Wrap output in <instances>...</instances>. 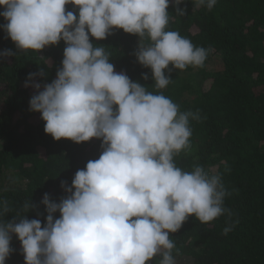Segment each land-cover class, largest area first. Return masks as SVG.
I'll use <instances>...</instances> for the list:
<instances>
[{
	"label": "clouds",
	"instance_id": "clouds-1",
	"mask_svg": "<svg viewBox=\"0 0 264 264\" xmlns=\"http://www.w3.org/2000/svg\"><path fill=\"white\" fill-rule=\"evenodd\" d=\"M185 0H0V29L21 52L39 51L61 40L66 47L56 78L34 94L29 109L39 112L44 132L54 140L75 143L101 139L99 158L77 170L59 203L47 193L41 203L47 216L26 213L35 205L25 201L13 220V211L0 201V264L13 249L12 235L20 241L24 264H147L160 254V264H176L170 234L189 218L202 224L221 215L226 192L219 175L202 166L189 172L174 157L190 147V119L199 113L181 112L160 93H152L123 72H115L104 40L113 29L136 35V60L151 70L157 90L172 79L165 70L202 67L208 51L194 46L178 31L168 30L172 15L184 16L177 7ZM217 0H193L194 7L211 11ZM78 11L66 10V5ZM147 41V43H145ZM14 55L0 52V60ZM36 75L29 73L25 87L39 90ZM147 80V74L142 76ZM115 106V107H114ZM59 212V218L53 214ZM18 218V222H16ZM231 231L225 227L224 233Z\"/></svg>",
	"mask_w": 264,
	"mask_h": 264
},
{
	"label": "trees",
	"instance_id": "trees-1",
	"mask_svg": "<svg viewBox=\"0 0 264 264\" xmlns=\"http://www.w3.org/2000/svg\"><path fill=\"white\" fill-rule=\"evenodd\" d=\"M177 7L186 14L176 16L170 3L168 30L178 31L208 55L202 67L179 70L169 65L172 70L165 74L172 80L164 89L157 90L151 70L137 62L136 35L113 29L106 39L90 37V42L105 47L115 72L170 98L181 112L199 113L198 120L190 119V147L174 161L185 171L199 165L219 175L226 192L224 207L231 215L207 224L189 217L170 234L176 264H264V0H217L211 11L194 7L193 0ZM66 10L78 11L71 4ZM5 23L0 17V25ZM65 47L61 40L37 52H21L0 29V52L14 53L0 60V201L13 208L5 222L28 200L35 207L21 214L39 219L43 227V195L57 203L70 195L61 182L70 187L76 171L103 151L97 138L80 143L54 140L44 132L40 113L29 109L30 98L56 78ZM41 71L43 75L34 77L39 90L24 86L29 73ZM59 215L54 213V219ZM225 227H231L227 234ZM10 246L13 251L5 264H24L14 234ZM161 259L157 254L147 264H160Z\"/></svg>",
	"mask_w": 264,
	"mask_h": 264
},
{
	"label": "rangeland",
	"instance_id": "rangeland-1",
	"mask_svg": "<svg viewBox=\"0 0 264 264\" xmlns=\"http://www.w3.org/2000/svg\"><path fill=\"white\" fill-rule=\"evenodd\" d=\"M2 90V86H1V84H0V91ZM31 93H32V91H31Z\"/></svg>",
	"mask_w": 264,
	"mask_h": 264
}]
</instances>
